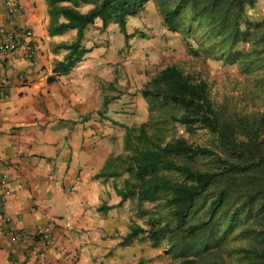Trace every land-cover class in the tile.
<instances>
[{
    "label": "crops",
    "instance_id": "0c3cea01",
    "mask_svg": "<svg viewBox=\"0 0 264 264\" xmlns=\"http://www.w3.org/2000/svg\"><path fill=\"white\" fill-rule=\"evenodd\" d=\"M23 7L7 21L0 0V27H30L39 47L37 67L20 55L2 67L9 96L0 100V171L10 190L3 208L15 230L33 235L50 224L53 242H12L0 233V264H154L138 236L121 244L129 229L117 190L128 176L100 175L107 158L123 152L125 129L136 122L125 112L120 80L113 83L119 67L111 61L110 27L92 34L102 22L89 24L83 58L56 74L65 52L54 45L74 30L49 35L46 0H23Z\"/></svg>",
    "mask_w": 264,
    "mask_h": 264
},
{
    "label": "trees",
    "instance_id": "16d2710c",
    "mask_svg": "<svg viewBox=\"0 0 264 264\" xmlns=\"http://www.w3.org/2000/svg\"><path fill=\"white\" fill-rule=\"evenodd\" d=\"M144 0H46L49 35L63 34L74 30L75 38L70 42L54 45L55 51H64L56 60L53 72L64 74L79 62L86 51L81 43L85 28L99 18L102 27L109 22L119 26L126 37V18L136 12ZM253 0H175L171 9H165L164 20L170 29L180 26L183 8L190 7L196 16L206 17L208 22L221 27L227 25L231 39L241 38L253 29L264 43V19L261 22L246 21L247 29L240 31L244 6ZM85 5V10L79 6ZM220 21V22H219ZM218 23V24H216ZM227 35V34H226ZM237 40V39H236ZM255 55L264 54V45L249 50ZM237 55V51L233 53ZM232 56V55H231ZM264 63V55L257 56ZM249 66V63H245ZM264 67V64L257 66ZM143 96L160 100L176 109L170 119L174 124L188 130L205 129L213 137L214 145L193 144L183 138L166 142L156 141L148 135L144 125L138 133L133 127L125 129V149L130 154L110 155L100 175L118 176L128 174L117 192L122 199L136 198L139 203L158 202L168 210L164 223L152 222L148 230L131 226L121 244H128L132 238L143 235L158 243L168 235H180L188 239L204 232L216 214L228 210L234 203L238 191L252 198L250 194L264 191V121L248 115L228 116L217 108L210 98L206 80L184 73L175 65L161 68L141 90ZM107 100L103 102V105ZM258 118V117H257ZM243 137V138H240ZM210 159L205 167L196 165L201 159ZM211 194L207 202V218L190 221L192 211ZM235 213V212H233ZM264 234V231L261 232ZM264 264V248L256 245L244 250ZM178 264H198L196 260L184 258Z\"/></svg>",
    "mask_w": 264,
    "mask_h": 264
},
{
    "label": "rangeland",
    "instance_id": "374dc122",
    "mask_svg": "<svg viewBox=\"0 0 264 264\" xmlns=\"http://www.w3.org/2000/svg\"><path fill=\"white\" fill-rule=\"evenodd\" d=\"M174 4L175 0H144L134 14L127 16L128 36L121 32L124 39H121L116 23L107 24L111 44L116 49L111 53V61L119 67L113 83L120 80V87L126 92L125 112L136 120L129 127L138 133L139 126L144 125L146 133L160 142L183 138L193 144L214 145V139L207 130H188L174 124L170 115L176 111L175 108L142 95L144 85L168 65H175L184 73L206 80L214 105L228 116L248 115L256 121H264V67L257 66L264 64L257 58L264 54L255 55L249 51L264 45L257 32L250 29L241 38L231 39L227 25L220 27L210 23L205 16L194 18L196 14L189 6L180 14V26L170 29L163 12ZM86 8L85 5L79 6L80 10ZM263 19L264 0L246 3L240 19V31H246V21L261 22ZM101 27L102 24L91 33H102ZM75 34V31L67 34L62 42L70 43ZM120 45L121 48H117ZM235 51L236 56L233 54ZM247 62L249 66H246ZM112 92L115 93L114 86ZM129 154L130 150L124 146L121 155L126 157ZM210 162L205 158L196 165L205 167ZM119 181L122 182L121 179ZM242 193L246 191H238L228 210L223 209L216 214L212 225L192 238L168 235L154 243L139 235L138 241L145 247L144 253L151 254L154 264H178L185 257L196 260L198 264H261L244 250L253 245L264 248V234H261L264 231V191L250 194L252 198ZM210 198L211 194H208L196 211H192L191 222L207 218ZM156 204L158 202L141 204L135 197L127 198L126 228L135 225L148 230L152 222L167 221L168 210Z\"/></svg>",
    "mask_w": 264,
    "mask_h": 264
},
{
    "label": "built area",
    "instance_id": "2783aa9c",
    "mask_svg": "<svg viewBox=\"0 0 264 264\" xmlns=\"http://www.w3.org/2000/svg\"><path fill=\"white\" fill-rule=\"evenodd\" d=\"M5 9L4 19L12 21L23 10V0H3ZM38 42L34 38L33 31L30 27L20 26L13 29L0 27V100L7 99L8 79L3 72V63L9 61L14 56H21L27 60L33 67H37V51ZM17 77L22 82H26L28 77L25 73H18ZM9 179L5 172L0 171V207L3 224L0 225V233L8 237L12 242L25 241L32 239L50 245L53 242V228L50 224L44 225L36 229L32 234L24 231L13 229L9 225L10 217L4 212V204L10 194L8 187ZM33 249H35L33 247Z\"/></svg>",
    "mask_w": 264,
    "mask_h": 264
}]
</instances>
